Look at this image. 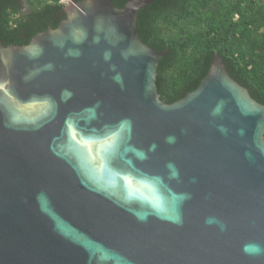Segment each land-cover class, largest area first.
I'll use <instances>...</instances> for the list:
<instances>
[{"label": "water", "instance_id": "obj_1", "mask_svg": "<svg viewBox=\"0 0 264 264\" xmlns=\"http://www.w3.org/2000/svg\"><path fill=\"white\" fill-rule=\"evenodd\" d=\"M152 1L62 0L56 28L0 39V264H264L242 250L264 247V104L217 54L162 101Z\"/></svg>", "mask_w": 264, "mask_h": 264}, {"label": "trees", "instance_id": "obj_2", "mask_svg": "<svg viewBox=\"0 0 264 264\" xmlns=\"http://www.w3.org/2000/svg\"><path fill=\"white\" fill-rule=\"evenodd\" d=\"M110 1L120 8L128 0ZM62 10L58 0H0V39L26 45L36 33L56 28L65 19ZM263 25L264 0H153L136 20L143 43L167 50L156 69L165 103L196 89L217 54L229 75L264 104Z\"/></svg>", "mask_w": 264, "mask_h": 264}, {"label": "clouds", "instance_id": "obj_3", "mask_svg": "<svg viewBox=\"0 0 264 264\" xmlns=\"http://www.w3.org/2000/svg\"><path fill=\"white\" fill-rule=\"evenodd\" d=\"M206 224L212 225V224H219L221 230H224L225 225L221 223L220 221L216 220L215 218H207L205 221ZM243 252L247 255H262L264 254V247H261V245L250 242L246 243L243 246Z\"/></svg>", "mask_w": 264, "mask_h": 264}, {"label": "rangeland", "instance_id": "obj_4", "mask_svg": "<svg viewBox=\"0 0 264 264\" xmlns=\"http://www.w3.org/2000/svg\"><path fill=\"white\" fill-rule=\"evenodd\" d=\"M62 4V3H61ZM233 20H236V16H234ZM199 28H202V26L200 25ZM260 32H264V25L259 29ZM164 33V32H163ZM165 35V33L163 34ZM177 68H175L176 71Z\"/></svg>", "mask_w": 264, "mask_h": 264}, {"label": "flooded vegetation", "instance_id": "obj_5", "mask_svg": "<svg viewBox=\"0 0 264 264\" xmlns=\"http://www.w3.org/2000/svg\"><path fill=\"white\" fill-rule=\"evenodd\" d=\"M77 1V0H76ZM80 1V0H79ZM61 15H64L66 17V7L63 5V10H62V14ZM237 18V17H236Z\"/></svg>", "mask_w": 264, "mask_h": 264}, {"label": "built area", "instance_id": "obj_6", "mask_svg": "<svg viewBox=\"0 0 264 264\" xmlns=\"http://www.w3.org/2000/svg\"><path fill=\"white\" fill-rule=\"evenodd\" d=\"M62 0H58V2L60 3ZM63 4V3H62Z\"/></svg>", "mask_w": 264, "mask_h": 264}]
</instances>
